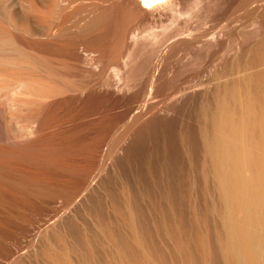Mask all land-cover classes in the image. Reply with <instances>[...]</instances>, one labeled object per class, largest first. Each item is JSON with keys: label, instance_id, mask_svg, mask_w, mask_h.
Returning <instances> with one entry per match:
<instances>
[{"label": "rangeland", "instance_id": "rangeland-1", "mask_svg": "<svg viewBox=\"0 0 264 264\" xmlns=\"http://www.w3.org/2000/svg\"><path fill=\"white\" fill-rule=\"evenodd\" d=\"M76 3L77 1L66 12L74 13L78 10V4ZM168 4H159L153 10L151 9V11L145 13H140L139 9L136 12L137 8L134 9L132 6H129L130 9H127L128 6L127 8L126 6H119L114 11H109L112 13L108 14L109 18L105 17L107 18L106 23L105 19L103 22L99 21L100 25L97 23L99 29L96 28V25V27L92 26L96 28V33L99 30V33H101H98V35L87 32L88 34L83 39L84 46L80 48V52L86 60L83 68L93 73V75L87 74L83 78V82L89 87L87 94L85 93L82 97H79V94L73 89L68 88L65 91L61 88L60 83L51 80L48 82V86L51 84L52 87L49 86V88L54 90L50 93L54 94V91L56 95L54 97L52 95L50 101L49 98L46 101L41 100L42 102L39 101L40 99L37 100L39 103H45V106H41L43 107L42 110L37 109L39 113L34 110L38 102L35 103L37 104L35 106L32 104L36 100L30 103L29 99L25 101V99L17 97L18 101L15 98L13 105L15 107L17 105L15 103H18V108L15 107L17 111L11 108L13 105L6 107L7 103L5 102L3 118L0 123V191L3 185L2 182H4L2 192L7 191L3 193L6 194L4 197L8 200L3 197L4 194L0 196V264L45 263L43 260L46 259L44 254H47V251L42 250V248L48 249L49 252L50 248L48 247L55 244V236L62 238V242L66 243L64 244L65 248L68 245L70 249L67 251L69 253L71 249L74 251L70 253L72 257L70 254H67L68 257L70 256L69 258L66 256L72 264H80V259L85 253H88L84 255L89 259L86 258L88 264H121L123 260L119 259V256L116 257L115 253L120 254V257L125 254L127 261L131 260L128 263L123 255V259L127 264H137L136 262L143 264L142 262L145 259L142 258V255L140 256L143 250L147 252L144 255L149 254L155 264H188L189 262L191 264H202L204 260L210 261H205L206 263L203 264H223L220 262V256L217 255L216 250L218 249L215 250L218 247L215 245H218V241L215 243V240L219 238L218 234L220 233L217 231L220 229L217 219L219 211L218 197H216L217 193L215 194V184L212 181L211 168L207 161L209 156L204 155L207 154L204 150L207 149L204 141L208 140L209 142L211 139L213 142L212 135L216 129L213 110L215 106L217 108V105L214 104H217V99H213L219 96L222 97L220 93L222 95L226 93L227 90L225 89L231 91L230 87H233V90H235L233 85L239 87L243 74H255L264 71V65L253 66L261 58L260 46L264 45V1L171 0L170 2L169 0ZM84 5L85 7L80 10V13L72 14L71 17L63 21L61 18L59 19L61 11L56 9L53 15L55 22L68 24L75 17L90 19V6L85 3ZM221 24L224 26L223 30L226 28V32L222 30ZM89 29L92 30L91 27ZM214 29L218 31H213ZM211 32H216L214 38L211 37L214 39L212 41L208 36V33L212 36ZM221 32L223 35H221ZM176 34H180V36L177 37ZM97 35L98 37H96ZM204 35L206 36L204 37ZM224 59L226 63L228 62L229 65L227 64V66L230 68L223 65V68L226 67L227 73L225 72V74L227 75L222 76L225 71V69L222 70V64L225 63ZM207 72L208 75L211 74L210 77ZM113 73H117L118 78L121 77L122 86L123 82L128 84L129 89L126 88L125 84L124 90L127 89L128 93L130 92L129 94H131L133 88L131 86H134V92L132 93H137L139 92V86L143 84V80L149 78V75L152 78L154 77L153 82L155 80V89L158 91L156 96L160 97H154L157 100L152 98L155 102L150 100L147 105V108L150 106L148 108L150 112H147L148 109L146 108L145 113L142 112V115L139 116V120L134 119L137 122L133 119L129 120V122L134 121L132 124L128 120L126 122L127 114L124 113L126 109L131 110L135 102L136 107L140 105L137 97L131 96L129 98L128 95L126 97L127 92L123 90L121 92L123 95L117 93L118 95L116 94L115 97L110 98L104 96L106 95L104 91L102 90V93H104L102 94L101 90L97 88L99 81L106 80L108 77L111 78L114 75ZM211 76L212 79L216 76L215 80L212 81ZM206 77L209 78L206 79ZM200 82L209 84V86L206 84L208 88L203 87L202 84L200 85ZM260 84L256 81L250 84L251 91L258 96L261 95V90L258 89ZM135 86L138 89H135ZM241 86L240 89L236 88L235 90L237 93H239L237 90H240L239 94L236 92V95L234 94L237 98L241 96V90H243ZM92 89H98L99 91H93ZM4 93L6 94V91ZM51 94H49V97H51ZM63 97H65L64 100H62ZM125 97L129 98L128 101ZM53 98L56 99L54 100L55 103H53ZM160 98L161 100H159ZM130 99L132 100L130 101ZM47 100L50 103L52 101L51 106L47 105L49 103ZM158 101L162 102V105ZM231 102L233 101L229 100V104H232ZM39 105L37 108H41ZM127 105H130L129 109ZM153 105L158 106L156 108L159 109H155ZM26 106H29L30 109H27ZM203 107H205V112L201 110L202 113L200 109H203ZM29 110H31V113H29ZM32 110L37 115L32 114L34 113ZM151 110H153L154 116H152ZM27 111L33 115V118H30L31 120L27 118L30 117L26 115L28 114ZM43 113L51 118L48 117L47 127L45 125V127H39L40 130L41 128L44 129L42 130L44 133H37L33 130L38 129L35 124L41 122V120L43 121ZM119 113L126 114V116ZM211 113H213V117ZM116 114H119L116 116L117 118L115 117ZM155 116L156 118H154ZM12 117L14 121L11 119ZM150 117L153 119L151 120ZM162 118L164 121H162ZM33 119L38 121L34 124ZM121 119L122 122L126 123L121 125ZM158 119H162V122H159ZM26 120L33 122L35 128H32L34 125ZM109 125L112 126L111 129L106 127ZM14 126H17V128L15 127L17 131L20 130L19 133H12V130L15 129ZM29 127L32 129L30 132ZM103 127L105 128L103 129ZM45 128L50 130L48 131ZM106 128H108V131ZM175 128H179V130L175 131ZM175 133L179 135L181 133L182 135H180L182 141L179 139L182 150H179L181 156L179 155L178 165L172 166L173 163L169 160L171 155L168 153L169 150L163 147L165 138L162 140V137H165L166 134L176 135ZM202 135L210 136V139L206 137V140H204ZM96 146L100 151L99 149H97L98 152L96 149L94 151L92 147L96 148ZM91 148L94 153L91 152ZM110 148H112L110 152L113 153L109 152ZM102 151L110 156L105 155L109 158L105 157L107 158V161H104L106 163L102 162L104 170L100 173L98 171L102 165L96 170L95 175L97 174V176L93 175L94 180H89L91 182L89 184L92 185H89L88 188H90V191L94 190L95 193L93 192V194L89 189L81 191L85 193L80 195L78 193L76 197H73V202L66 209L67 206H65L64 201L67 195L63 196L65 192L62 193L60 190L66 185L65 182L67 181H69L65 186L67 188L74 186L77 183L74 182L75 180L80 181L81 176L78 169L80 170L81 166L89 165L92 160L91 164L96 157L95 155L102 153ZM89 154L94 158L90 159ZM53 166H57L59 169ZM171 166H177V168L174 169V167L172 170L170 169ZM74 167H80L73 169L75 170L74 175H79L78 180L74 175L70 177L67 174L69 169ZM178 167L181 169L178 170ZM207 168L210 169L208 172ZM109 177L113 179L111 178L112 180L108 181ZM178 178L180 181H178ZM35 179H40L39 183H43L44 180L46 183L48 181L45 185L49 184L51 187L48 185V188H45L44 183L39 184L41 187L39 185L37 187L38 182L36 183L37 180ZM34 180L36 183V185L34 184L35 189L36 187L38 191L41 188L45 189L40 190L43 194L40 192L38 195L33 193L35 190L32 184ZM70 181H73L74 184ZM107 181L111 183L108 184ZM175 181L179 183L180 190L176 189L179 187L176 186ZM9 183L10 187L8 189ZM19 183L22 186L27 185V183L28 185L26 189L24 187H21V189ZM56 183H59L60 186ZM105 183L107 184L105 185ZM69 184L73 185L70 186ZM113 184H116L119 188L114 189L116 186ZM15 185L18 186V189L15 188ZM53 185H55V190L60 189L59 193L54 190ZM107 185L112 187L107 189ZM11 186H14L13 188L16 191ZM11 188L13 189L12 192ZM46 189L51 190L48 198L52 197V193H57V195L55 194L56 197L53 195L50 199L43 198L44 194L45 196L48 194ZM111 189L112 194L110 192L106 195ZM117 189L123 191L118 192ZM106 190L108 191L106 192ZM178 191L181 193L178 194L179 196L177 195ZM113 193L116 195H113ZM39 194L43 199H40L41 197L37 198L40 196ZM13 195L16 198H12L11 201L10 197H13ZM122 196H125V198ZM111 197L112 200H110ZM125 199L127 202L124 201ZM111 201L112 203L114 201V203L111 204ZM95 202H98V205ZM100 203L101 206H99ZM111 205L117 206L121 211L114 210ZM94 206L100 207V210ZM90 207H94V210H91L93 208ZM209 208L214 212L210 211ZM93 211H96L99 217L96 213H93V215ZM100 218L103 220L101 221ZM95 220L101 228H98ZM99 229L103 231L101 232ZM95 230H99L98 234L100 236L96 234ZM74 231L76 233L78 231V233L76 234ZM103 232L109 238L104 237ZM216 232H218V236L215 239ZM198 233L200 234L198 235ZM205 234L208 237L206 241L204 239ZM110 236H113V239L116 238L114 241L117 240V243L116 241L115 243L119 249H121V246L124 249L127 247V252H124L122 247L123 251L121 250V253H124H118V249L114 253L112 249L115 245H113L114 241L111 240ZM102 237L106 238L105 242L109 244L113 241L112 244H106ZM199 238L203 240L202 248L199 244L201 241L198 240ZM108 239H110V242ZM85 240L86 242H84ZM30 241L31 245L28 247ZM131 242L136 247H138L137 243H141L142 246L140 245L139 250L144 249L140 252L135 248L136 253L133 247L130 249V246H133ZM205 245L209 249L206 256L210 252V255L213 254L212 256L204 257L201 250ZM39 250L44 251V253H39ZM55 250L58 252L64 251L62 249L57 250V248ZM54 251L53 253H58ZM66 252L64 253L66 254ZM83 252L85 253L82 254ZM39 254H43L44 258L41 255L43 258L41 259ZM79 254H82V256L79 257ZM139 258L144 260L140 261ZM149 258L147 259L151 263L152 260ZM83 260L85 261L84 257H82ZM125 261L123 264H126ZM70 262L69 264H71ZM46 264H49L48 260ZM81 264L84 263L81 262Z\"/></svg>", "mask_w": 264, "mask_h": 264}, {"label": "bare ground", "instance_id": "bare-ground-1", "mask_svg": "<svg viewBox=\"0 0 264 264\" xmlns=\"http://www.w3.org/2000/svg\"><path fill=\"white\" fill-rule=\"evenodd\" d=\"M76 1H77L76 4H78V10H76L74 13H67L66 12L67 9L70 8L71 5L74 4ZM168 2H169V0H0V123L2 122V118H3L2 114H3V110L5 108L4 107L5 104L7 103L6 107L8 105L12 106L16 99L19 101V99L17 97H21L23 100L25 99V101H27L29 99L30 103L32 101L36 100L34 103H32V104H34V106L37 105L35 103H37L38 102L37 100H39V99H40L39 101H41V100L46 101V99H48V98H49V101L52 100V95L54 97V95H56V94L54 91H53L54 94H51L52 93L51 91L54 89L51 90L49 88V86L52 87L51 84L48 86V82L51 80H54V81H57L58 83H60L61 88L64 90L68 89V88L73 89L74 91H76V93L79 94V97L80 96L82 97V95H84L85 93L87 94L89 92L88 91L89 87L86 83L83 82V78H85V75H87V74L93 75V73L91 71H88L87 69L83 68V64H86V60L80 52V48L84 46L83 39H84L85 35L88 34L87 32H91L89 34L96 33L97 32L96 28L99 29L100 22L105 21L107 18H109L108 14L112 13L109 11H112V10L114 11V9L119 7V6H122V7L126 6V8L128 6L127 9H130L129 6H132V7H134V9L137 8L136 12L139 9V11H141L140 13H142V12L145 13L146 11H149V10L151 11V9L153 10V8L159 4H162V3L168 4ZM170 2H171V0H170ZM84 3L87 6H90V9H91V18L90 19H86L83 17H75L74 20L70 21L68 24H65V23L59 24V23L55 22L53 15H54V13H55L54 11L56 9H59L61 11L59 19L61 18L63 21L64 19L67 20L69 17H71L72 14L76 15V14L80 13V10L85 7ZM105 17H107V18H105ZM106 22H107V20L105 21V23ZM97 23H99V25H97ZM92 26H95L96 28L92 27ZM218 26H219V24H218ZM218 26H217V28H218ZM90 27L92 30L89 29ZM221 28L223 30L224 26L222 25ZM221 28H219V29H221ZM225 29L223 31H225ZM99 31H98V33H99ZM213 31H216V30L214 29ZM222 32H221V35H223ZM98 33H96V34H98ZM209 33H208V36L210 38L215 36L214 32L213 33L211 32L212 36H210L211 34H209ZM98 35L96 37H98ZM176 35H177V37L180 36V34H176ZM206 35H204V37ZM210 38H209V41H210ZM212 40H214V39L211 38V41ZM260 48H261L260 51H261L262 55H261V58H259V60L255 63V65H253L254 67H259L261 65H264V45H261ZM223 61L226 63L225 59ZM225 63L222 64V62H221L222 68L224 66L229 67V66H227L228 62L226 63V65H225ZM226 67L222 69V70L225 69L224 74H222V76L227 75V74H225V72L227 73ZM157 68H158V66H157ZM228 70L230 71V69H228ZM116 74L117 73H115L113 76H111V78L108 77V79L99 81L97 83V88L99 90H101L100 91L101 93L103 90L104 93L106 94L104 96H106V97L108 96L110 98H113V97H115V95L117 93L120 95H123V93H121V92H123L124 88L128 85V84L123 82V86H124L123 87L121 84L122 82H120L121 77H119L120 78L119 79L118 78L119 75H116ZM207 75H208V72H207ZM210 75H208V76L210 77ZM214 75H212V76H214ZM212 76H211V79H212ZM79 77H80V79H79ZM209 77H206V79ZM219 77H221V75H219ZM215 78H216V76H215ZM215 78L213 77L214 80H215ZM153 79H154V77L152 78L149 75V78L147 77V79H145V81L143 80V84H141L142 82L139 83V84H141L140 85L141 87L138 84L139 89L137 86H135L136 87L135 89H138V91H139L137 93L136 92L132 93V92H134V90H133L134 86H131V87H133L132 88L133 91L131 90V94H129L130 92L128 93L127 89L124 90L128 93V94L124 93L125 96L128 95L129 98L131 96L137 97L138 99L137 98L136 99H137V101H139V104H140L136 107V105H135L136 102L134 101L135 102L134 103L135 108L133 109V106H134L133 105L131 110L129 109L131 104L129 106L127 105L129 111L126 108L125 109L128 113L126 111H124V113H126L127 116H126V114L125 115L122 114L123 112L121 114L119 113L120 115L127 117L126 122H127V120L129 122V120H132V119L134 120L136 118L137 119L140 118L139 116L142 115V112L145 113L144 110H147L150 107L149 106L147 108V105H148V103H150V100H152V98L157 100L154 97H157V98L160 97L158 95L156 96V93H158V91H156V89H155L156 84L154 85L155 80L153 82ZM213 79H212V81H213ZM253 81L261 83L260 85H258V89L261 90L260 96L256 95L255 93H253L251 91L250 84ZM202 83L200 82V85ZM125 84H126V86H125ZM206 84L207 83L202 84V86L203 87L205 86L208 88L209 84H207L208 86H206ZM233 86H234L235 90H236V88L240 89V86H241V88L243 87L242 88L243 90H241L242 91L241 96L238 97L239 99L237 98V96H235L237 92L235 90H233V87H230L231 91H229L228 89H225V87H224V89L227 91H226V93H224L225 92V90H224V92H222V93L226 94V96H224V94L222 95L220 93V95L222 96V97H220L219 94L216 93V95L219 97L218 98L216 97L214 99L212 97L213 100L217 99V104L214 103L215 105H217V108L215 106L216 109L214 108V110H213V113H215L214 119L216 120V122L214 120H211V121H214V123L216 124V125L214 124L216 126L215 132L213 133V131H212L213 135L211 133V135L213 137L212 138L213 142L209 138L210 136L208 137V136L202 135V136H204L203 137L204 140H206V137L208 139H210L209 142H208V140L204 141L205 145H206L205 147H207V149H204L207 152V154L205 153L204 155L209 156V158L207 157L208 158L207 161L209 162L208 164L210 165L211 170L209 168H207V172H208V170H210V173L212 174V181H214V184H215L214 190H216L215 194L217 193L216 197H218L217 203H218V210L219 211H218V213L217 212L216 213L218 216V218H217L218 224L220 225V227H219L220 231L219 230H217V231L220 233L218 234V232H216V234H215V239L219 235V238H217L215 240L216 241L215 243H217V241H218V245L215 244L216 246H218L217 248H215V250L218 249V250H216V252H218L217 255L220 256V259H221L220 262H222L223 264H264V71H260V72H257L255 74H249V73L243 74V76L241 77L240 82H239V87H236L235 85H233ZM126 88L129 89V86H127ZM98 89L97 90L94 89V90L99 91ZM5 91H6V94L8 93L7 95L5 93L3 94V92H5ZM237 91L240 93V90H237ZM104 93H102V94H104ZM239 93H237V94H239ZM49 94H51V97H49L50 96ZM120 95H119V98H120ZM213 96H215V95H213ZM171 97H173V96H171ZM225 97H227V98H225ZM121 98H123V97L121 96ZM125 98H124V100H125ZM129 98H126V100L128 101ZM228 98H229V100L233 101L231 103L234 106L232 104H229ZM64 99H65V97L62 98V100H64ZM54 100H56V99L53 98V103H55ZM131 100L132 99H130V101ZM159 100H161V98ZM127 101H126V103H127ZM151 102H155V101L152 100ZM128 104H129V102H128ZM159 104L162 105V102L161 103L159 102ZM15 105H16L15 107L18 108V106H19L18 103H15ZM27 105L33 106L31 104H27ZM38 105H39V107H41L43 105L45 106V103L42 104V103L38 102ZM38 105L35 106L36 109L33 108L35 111L37 109H39V110L43 109V107L37 108ZM47 105L51 106L52 101H51V103L50 102L47 103ZM55 105L52 107L54 108ZM124 105H125V101H124ZM29 106H26V107H28L27 109H30ZM153 106H155V105H153ZM163 106H164V101H163ZM13 107H14V105H13ZM13 107H11V108L13 110L14 109L16 110V108L15 107L13 108ZM156 107H158V106H155L154 108L158 110L159 108H156ZM159 107L161 108V106H159ZM45 108L47 109V107H45ZM204 108L205 107H203V109H200V111L204 110V112H205ZM27 109H25V110H27ZM34 110H32V111L34 112ZM39 110H37L38 113H39ZM45 110H44V112L47 113L48 109H47V111H45ZM50 110L52 111L51 108H50ZM148 110H147V112H150V110L149 111ZM215 110H216V112H215ZM16 111H14V112H16ZM30 111L31 110H29V113H31ZM151 112L153 113V115H152V113H151V115L154 116L153 110H151ZM27 113H28V111H27ZM29 113L26 114V115L30 116V117L26 116L29 120H31L30 118H33L32 114L37 115V113H35V112L32 114H29ZM49 113H51V112L49 111ZM213 113H211L212 117H213ZM236 113H239V114H236ZM119 114H116L115 117ZM46 115L47 114L43 113V115H42V118H44L43 121L41 120V122H39L37 124H35V123L38 120L35 121L33 119V121H35L34 124L36 125V127H38L39 130H40L39 127H41V126L45 127L47 122H48V117H50V116H46ZM147 115H149V114H147ZM143 116H144V114H143ZM154 118H156V116ZM11 119L13 120V117ZM35 119H36V117H35ZM150 119H151V117H150ZM159 119H158V121L160 122L163 118L161 120H159ZM134 121L137 122V120H134ZM134 121L129 122V123L132 124ZM162 121H164V119ZM166 121H168V120H166ZM28 123L33 124V122H28ZM123 123H124V121L122 122V119H121V125ZM211 123H213V122H211ZM31 124H30V127H31ZM35 125L32 126V128H35ZM110 125L106 126V127H110ZM126 126H127V124H126ZM15 127L17 128V126H14V128ZM128 127H129V125H128ZM100 128H102V127H100ZM104 128L105 127H103V129ZM111 128H112V126L110 127V129ZM15 129L12 130L13 131L12 133H19L20 130L17 131V129L16 130ZM36 129L37 128H35V130H33V131H36L37 133H40V132L44 133V131H42L44 129L41 128L40 131L38 129L37 130ZM45 129H47V128H45ZM106 129L108 131V128H106ZM31 130L32 129L30 128L29 132ZM47 130L49 131L50 129H47ZM172 130H174V128H172ZM176 130H179V128L178 129L175 128V131ZM107 131H105V132H107ZM172 133H173V131H172ZM171 134H168V135L166 134L165 137H162V140H163V138H165L164 139L165 143H164V146L163 145H161V146L166 147V150H169V152L168 151L167 152L171 155L170 156L171 158L169 160L172 161V163H173L172 166H173V165H178L179 160H180L179 157L181 155L179 154V150L182 148V146H180L179 144L181 143L182 138H180L181 133H180V135L176 134V133H175L176 135H174V134L171 135ZM179 139L181 140L180 143H179ZM207 143H210V144H207ZM179 146H180V148H179ZM97 147L98 146H96V148L95 147H92V148H94V151H95V149L97 151V149H99ZM92 148H91V152H93ZM114 149H115V147L113 148V150H112V148H110L109 152L111 150L114 152ZM99 151H100V149H99ZM164 151H163V153H165ZM104 152L105 151H102V153H100V154L97 153L95 155L96 156L95 159H93V162L91 164H90V162L92 160L90 161V159H92L94 157L91 156L93 154L90 153L91 155L89 154V156H91V158L88 159V161H90L89 165L81 166V168L80 167H76V168L74 167L72 169H69V172H71V173L73 172V174H71L69 172L67 173L70 177L75 174L74 173L75 170H73V169H78V168H80V170L78 169V173L81 176L80 181H76L74 179L75 180L74 182H77L76 184H74L73 181L72 182L70 181V183L74 184V186H72L73 184H71V185L69 184L70 186H72L71 188L65 187V186H67V183H69V181L65 182L66 183L65 186H64L65 183L63 182L64 183L63 184L64 187L62 188L63 191L60 189L55 190L54 186L56 184H59V183H56L55 185L52 186V187H54V190L57 191L58 193L60 190L62 193L65 192L64 193L65 195L63 194V196L67 195V197H65L66 199L64 201L65 206H67L66 209L68 208V205H70L71 202H73L72 198L76 197L78 195V193H79V195L82 193L84 194L85 192H81V191H86L88 189L90 191V188H88V187H90L89 185H92V184H89V183H91L89 180L90 179L94 180L95 177L93 175H95L96 170L99 169L103 165V163H106L104 161L105 160L107 161V158H109L107 156H110L108 153H106V152L104 153ZM113 152H110V153H113ZM105 155H107V156H105ZM105 157H107V158H105ZM166 157L168 158V156H166ZM170 161H168V162H170ZM84 164H86V163H84ZM172 166L170 167V169L175 167V166L174 167H172ZM55 167H57V166H55ZM103 167H104V165L100 168V170H98L99 173H100V171L102 172L104 170ZM176 168H177V166L174 169H176ZM57 169H59V168L57 167ZM179 169H181V168L178 167V170ZM177 172H179V171H177ZM79 175L78 174H77V176L74 175V177L75 178L77 177L76 179L78 180ZM175 175L177 176V174H175ZM179 175L181 176V174H179ZM95 176H97V174ZM180 176H179V178H181ZM91 177H93V178H91ZM109 178H108L109 180L107 179L108 181L113 179L112 177H109ZM35 180H37V179H35ZM35 180L32 183L33 189H35L34 184L36 185V183L38 181H40V179H38L35 183ZM41 180H42V177H41ZM44 181H42L44 184L38 182L37 187L39 184L45 185L48 183V181H47V183H46V181L45 182ZM108 181H107V183H108ZM178 181H180V179ZM21 183L23 184V182H21ZM28 183H30V182H28ZM28 183H27V185H28ZM107 183H105V185ZM109 183H111V182H109ZM2 184H3L2 187H4V182H2ZM176 184H177L176 186L179 187V185H178L179 183L176 182ZM11 185H13V184H11ZM27 185L26 184L24 186L21 185L19 188L24 187L26 189ZM48 185L47 186L45 185L44 187L48 188ZM59 186H60V184H59ZM108 186H110V185H107V187H106L107 189H110L112 187V186L111 187H108ZM114 186H116V187H114V189L119 188V187H117L116 184ZM2 187H1V191H0L1 192L0 196H2V194H4L3 195V197H4L6 195L5 193L7 191H3V192H5V193H3ZM7 187L9 189L10 183L8 184ZM17 187L18 186H16L15 188H17ZM37 187L35 189L36 191L35 190H34V192L32 191L33 193H35L37 195L40 192V190H42V191L45 190V189L41 188L38 191ZM8 189H6V190H8ZM13 189L11 190V192L13 191ZM176 189L180 190V187L176 188ZM46 190H48V191H46L48 194H46V196L44 194L45 197L42 196L45 199H47L48 196H50L49 193H51V190H49V189H46ZM54 190L52 189V192ZM120 190H121V192L123 191L122 189H119V191L117 189L118 192H120ZM14 191H16V190L14 189ZM26 191H27V193H29L28 190H26ZM42 191L40 192L41 194H43ZM107 191L108 190H106V192ZM111 191H112V189L109 190L107 194L106 193L105 194L108 195ZM114 191H116V190H114ZM8 192H9V190H8ZM32 192H30V193H32ZM90 192L93 193L94 190L93 191L91 190ZM179 193L180 192L178 191L177 195ZM55 194L57 195V193H52L51 194L52 197H53V195L55 196ZM111 194H112V192H111ZM122 194H124V193H122ZM14 195H13V197H10L11 201H12V198H16V196L14 197ZM113 195H116V194L113 193ZM113 195H112V197H113ZM58 196H61V195H58ZM3 197H1V198H3ZM18 197H20V196H18ZM40 197H41V195L37 198H40ZM42 197L40 199H43ZM52 197H49L48 199H50ZM112 197L110 200H112ZM122 197L125 198V196H122ZM4 198H3V200L6 199V198L5 199ZM20 198H22V197H20ZM119 198H120V196H119ZM114 199H117V198H114ZM3 200H2V202H3ZM6 200H8V199H6ZM73 200H74V198H73ZM122 200H123V198H122ZM124 201L127 202L126 199ZM2 202H1V204H2ZM98 202H95V203H97V205H98ZM113 203H114V201H113ZM113 203L111 201V204H113ZM99 206H101V203ZM111 206H113V205H111ZM94 207H96V206H94ZM94 207H90V208H93L91 210H94ZM113 207H114L113 208L114 210L118 209L117 206L116 207L113 206ZM97 208H99L98 210H100V207H96V209ZM210 208L212 209V207H210ZM210 208H209V210H210ZM118 210H120V209H118ZM210 211H213V210H210ZM101 212H103V211H101ZM101 212H99V213L101 214ZM93 213L95 214L96 211H93L92 214ZM120 213L122 214V212H120ZM210 213H212V212H210ZM96 215L98 216L97 213H96ZM98 217H97V219H99ZM95 218H96V216H95ZM102 220L103 219H101V221ZM97 221L95 222V224L98 226ZM101 223H103V222H101ZM104 224H105V222H104ZM71 225L73 227H75V225H73V224H71ZM97 226H95V228H97ZM99 227L101 228V226H98V228ZM78 229H79V227H78ZM76 230H77V228H76ZM99 230H95L97 232L96 233L97 235H99L98 234ZM78 231H77V233H78ZM100 231L102 232L103 230H100ZM101 232H100V234H101ZM108 234H110V233H108ZM199 234L200 233H198V235ZM203 234H201V235H203ZM103 235H104V237L109 238L108 235L105 236V233ZM206 235L207 234L204 235L205 238L203 236L205 241H206V239H208V237ZM196 236H195V239H196ZM56 237H58V236L54 237L56 240L55 244L48 247V248H50L49 252H48V249L42 248V250L47 251V254L45 253L44 255H46V259L48 260L49 264H69L70 261H68L67 257L71 252H74V251H72V249H71L70 250L71 252L69 253V251H67L68 249H70L68 247V245L66 246L67 248H65L64 244H66V243L62 242V240H61L62 238L58 237V239H56ZM104 237H102L103 238L102 240H104V242H105L106 238H104ZM78 238H79V236H78ZM81 238L84 239L82 236H81ZM112 239H113V236L111 237V240ZM114 239H116V238H114ZM114 239H113V241H114ZM32 240L33 239H31V241ZM80 240H79V242H81ZM86 240H87V238H86ZM86 240L84 242H86ZM108 240L110 242V239H108ZM132 240H133V238H132ZM198 240H201V239L199 238ZM31 241H30V244H28V247L31 245ZM63 241H64V239H63ZM115 241L117 243V240H115ZM115 241L113 242V245H115L117 247L118 245H116ZM32 242H34V241H32ZM82 242H83V240H82ZM112 242L110 244H112ZM207 242H208V240H207ZM105 243L107 244L108 242H105ZM135 243H137V242H135ZM80 244L82 245V243H80ZM83 244L85 245V243H83ZM110 244L108 243V245H110ZM137 244H138V247H136V245H133V243H132L133 246H130V249H131V247H133L134 250H135V248H137L139 250V248H141L142 244L141 243H137ZM199 244H200V247L202 248L203 240H201ZM113 245H111V247H113ZM120 245H119V247H120ZM206 245H208V244H206ZM206 245L201 250L203 252L204 257L206 256V253L209 252V251H207L209 249L206 248ZM115 246L112 249V251H114V253H115V251L118 249V253L119 252L121 253L123 246L120 247L121 249H119L118 247L116 248ZM207 247H209V245ZM56 248H57V250L62 249V251L63 250L64 251L63 252H58L56 250L54 251V249H56ZM126 248L124 249V247H123L124 252L125 251L127 252ZM65 249L68 253L65 251ZM142 249H144V248H142ZM142 249H141V251H142ZM42 250H39L40 251L39 253H41V252L44 253V251H42ZM53 251L58 252V253H53ZM135 251L137 253V250H135ZM145 251L143 252V254H142V252L140 254V256L142 255V258L145 259V260L143 259L144 260V262H142L143 264L145 262H147V263L150 262V260L148 261V259H147L150 257V255L149 254H146L147 256L144 255V253H147ZM64 252H66V254ZM124 252H122V253H124ZM84 253L85 252H83L82 254H84ZM82 254L81 255L79 254V257L82 256ZM210 254H211V252H210ZM210 254H207L208 256H206V257H210L213 255V254L212 255H210ZM39 255H40L41 259L44 258L43 254H39ZM41 255L43 256V258ZM84 255L82 257L85 258V261L83 260L84 261L83 262L82 257H81L80 264H81V262L84 264L87 263L86 258L88 259V257H86ZM115 255H117L116 257L119 256V259L123 260V262L125 260L127 261V257L125 256V254H122L121 255L122 257H120V254L118 255L115 253ZM123 255L126 258L125 260L123 259ZM148 255H149V257H148ZM70 256L72 257V254H70ZM89 256H90V254H89ZM144 256H146V257H144ZM46 259L44 258L45 261L43 260V262H45V263L42 262L43 264L47 263ZM139 259H141V258H139ZM149 259H151V257ZM202 259H200V260L203 261L204 259L203 260ZM214 259H215V257H214ZM69 260H71V259H69ZM121 260H119V261L121 262ZM143 260L141 259L140 261H143ZM126 261H125V263L127 264V262L131 261V260H128L127 262ZM205 261H208V260H204L203 263ZM123 262L121 264H123ZM152 262L155 264V262L153 260L151 261V263ZM211 262H212V260H211ZM213 262H215V261L213 260ZM136 263L138 264V262H136ZM151 263H149V264H151ZM130 264H135V263H130ZM188 264H191V262H189Z\"/></svg>", "mask_w": 264, "mask_h": 264}]
</instances>
